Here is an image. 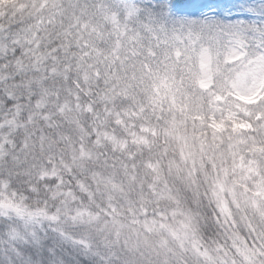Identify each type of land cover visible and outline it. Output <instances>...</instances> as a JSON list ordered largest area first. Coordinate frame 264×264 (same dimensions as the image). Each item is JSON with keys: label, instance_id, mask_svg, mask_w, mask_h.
Wrapping results in <instances>:
<instances>
[{"label": "clouds", "instance_id": "1", "mask_svg": "<svg viewBox=\"0 0 264 264\" xmlns=\"http://www.w3.org/2000/svg\"><path fill=\"white\" fill-rule=\"evenodd\" d=\"M0 0V264H264V0Z\"/></svg>", "mask_w": 264, "mask_h": 264}, {"label": "snow or ice", "instance_id": "2", "mask_svg": "<svg viewBox=\"0 0 264 264\" xmlns=\"http://www.w3.org/2000/svg\"><path fill=\"white\" fill-rule=\"evenodd\" d=\"M211 6L209 0H174L173 7L177 11H198L204 7ZM220 8H224L226 4H217Z\"/></svg>", "mask_w": 264, "mask_h": 264}, {"label": "rangeland", "instance_id": "3", "mask_svg": "<svg viewBox=\"0 0 264 264\" xmlns=\"http://www.w3.org/2000/svg\"><path fill=\"white\" fill-rule=\"evenodd\" d=\"M209 2H210L211 4H215V5H217L215 0H209ZM227 3H228V0H225V1H224V4H227Z\"/></svg>", "mask_w": 264, "mask_h": 264}, {"label": "trees", "instance_id": "4", "mask_svg": "<svg viewBox=\"0 0 264 264\" xmlns=\"http://www.w3.org/2000/svg\"><path fill=\"white\" fill-rule=\"evenodd\" d=\"M215 1H216V4H224L225 0H215Z\"/></svg>", "mask_w": 264, "mask_h": 264}]
</instances>
